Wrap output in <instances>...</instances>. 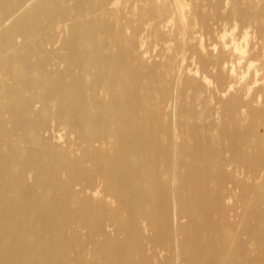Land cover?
Returning a JSON list of instances; mask_svg holds the SVG:
<instances>
[{
    "label": "bare ground",
    "instance_id": "6f19581e",
    "mask_svg": "<svg viewBox=\"0 0 264 264\" xmlns=\"http://www.w3.org/2000/svg\"><path fill=\"white\" fill-rule=\"evenodd\" d=\"M263 32L264 0H0V264H264Z\"/></svg>",
    "mask_w": 264,
    "mask_h": 264
},
{
    "label": "rangeland",
    "instance_id": "374dc122",
    "mask_svg": "<svg viewBox=\"0 0 264 264\" xmlns=\"http://www.w3.org/2000/svg\"><path fill=\"white\" fill-rule=\"evenodd\" d=\"M236 32H237V30H235ZM264 33V32H263ZM255 41V42H253V41ZM251 43H253V44H255V45H257L258 46V49H259V51L261 52H259V56L258 57H256L255 58V60H253V61H251L250 63H252V65H258V64H260V63H263L264 62V34L263 35H261L260 37L258 36V37H253V39L251 38ZM257 43V44H256ZM259 44H260V46H259ZM261 47V48H260ZM155 59H156V57H155ZM259 60H260V62H259ZM237 62V61H236ZM238 62H240V61H238ZM232 63H234V62H232ZM231 63V64H232ZM241 63V65L238 67V64L237 65H235V64H233L234 66H233V68H234V70L235 71H237V70H243V69H245V67H246V65L244 64L245 62L244 61H242V62H240ZM183 65H184V67L186 68V69H190L189 71H193V68H194V66L189 62H184L183 63ZM261 71V70H260ZM260 71H258V73H257V76H260ZM190 72V73H191ZM193 73V72H192ZM263 77V76H262ZM261 77V78H262ZM261 82H262V80H259L258 82H256L255 83V87L257 86V85H260L261 84ZM235 93L237 94V95H239V94H241V92L240 91H235ZM263 94H264V92H263ZM264 99V95H263V97H261V100H263Z\"/></svg>",
    "mask_w": 264,
    "mask_h": 264
}]
</instances>
